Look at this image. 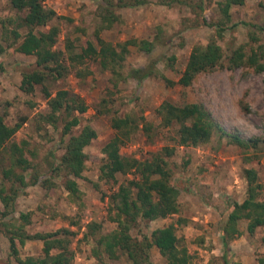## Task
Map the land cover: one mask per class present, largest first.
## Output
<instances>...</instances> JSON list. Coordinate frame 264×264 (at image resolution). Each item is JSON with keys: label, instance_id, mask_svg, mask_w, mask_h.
Wrapping results in <instances>:
<instances>
[{"label": "rangeland", "instance_id": "374dc122", "mask_svg": "<svg viewBox=\"0 0 264 264\" xmlns=\"http://www.w3.org/2000/svg\"><path fill=\"white\" fill-rule=\"evenodd\" d=\"M106 1L117 0H42L44 7L56 12L57 18L47 27L34 29V33L47 31L50 26L58 27L55 47L61 51L65 50L66 42L71 43L75 51L86 41L95 44L94 33L100 26L99 14ZM223 1L194 0L193 3L202 4V11L196 6H161L157 0H148V4L142 6L116 8L113 12L118 20L101 31L100 37L114 46L131 39L154 41L152 52L147 54L128 46L122 77L90 61L81 67L89 69L88 76L77 77L79 67L70 68L65 78L47 85L53 95L58 90H67L87 106L85 113L74 114L79 124L70 135L79 134L85 126L96 132V138L84 149L85 169L82 177L76 179L79 192L72 195L64 187L63 172L49 175L64 153L61 139L65 142L70 135L61 136L62 120L54 126L41 120L40 115L49 110L40 86H36L32 94L19 89L22 73L34 68L35 58L16 52L17 44L8 47L13 41V30L25 35L28 29L18 28V13L10 7L9 0H0V42L4 47L0 56V116L9 126L26 119L11 141L27 143L26 155L32 169L25 173L26 179L39 175L38 183L21 190L16 199L15 218L19 213H30V224L25 227L28 234L53 233L60 229L76 233L68 236L69 248L75 252L72 264H97L91 257L94 242L82 240V236L91 222L101 224L102 234L116 227L107 220L108 196L132 175H119L117 184L109 186L99 181L98 174L104 160L102 148L114 135L111 119L129 115L138 122L144 119L152 125V130L147 136L140 128L132 140L121 147L120 153L144 160L164 146L174 147L175 153L169 159L171 183L179 191L177 214L140 222L131 235L141 239L142 235L149 236L155 229L173 224L180 245L191 256V264H225V260L227 264H256L257 259L264 256L262 228L250 234L248 222L239 221V235L230 242L227 251L222 246L221 232L232 204H240L246 198L244 170L256 173L261 185L259 200L264 202V75L248 66L230 68L228 61L240 47L249 54L258 45H264V30L257 28L264 27V0H245L242 6H234L229 11L227 25L245 22L253 27L240 26L218 36L215 28L203 21L209 25L224 21L219 9ZM210 42H215L222 50L220 65L197 75L189 87L166 84L163 77L177 82L194 46ZM172 58L174 60H170ZM147 65L154 66L155 75L151 78L141 83L125 78L129 69ZM164 101L200 104L227 134L257 140L258 148L245 151L217 130H213L206 144L179 147L175 144L177 127H162L156 113ZM9 163L6 153L0 155V183L2 170L9 167ZM42 247L41 241H27L20 258L41 256ZM150 258L152 264H165L155 247L150 250ZM0 264H16L9 258V242L1 227ZM122 264H127L125 259Z\"/></svg>", "mask_w": 264, "mask_h": 264}, {"label": "trees", "instance_id": "16d2710c", "mask_svg": "<svg viewBox=\"0 0 264 264\" xmlns=\"http://www.w3.org/2000/svg\"><path fill=\"white\" fill-rule=\"evenodd\" d=\"M245 0H224L219 3V9L224 21L215 25L218 36L228 30L240 26H249L245 22L227 25L230 19L229 11L234 6H242ZM194 0H157L161 6H187L203 10L201 3H193ZM10 7L18 13L20 23L18 28L25 27L28 32L20 35L16 30L11 32L13 41L8 47L16 46V52L35 58L34 68L22 73L19 89L26 94H32L36 86H40L47 101L48 113L40 115L41 120L54 126L62 120L61 136L70 135L72 129L79 124V118L74 115L83 114L87 110L85 102L67 90H58L54 95L49 91V83L61 80L69 74L70 68H78L77 77L84 78L90 74L89 69H82L87 62H97L100 68L110 72L116 77H122L123 64L128 54V46H135L140 51L151 53L155 47L154 41L131 39L116 46L104 41L100 32L108 29L113 22L118 20L113 10L116 8L142 6L148 4V0H117L106 1L101 7L99 18L100 26L94 33L96 43L86 41L79 51L66 42L65 50H57L59 28L50 26L47 31L34 33V29L47 27L57 18L56 12L44 7L42 0H9ZM257 27V26H255ZM264 30V27H257ZM4 47L0 42V56ZM223 58L222 50L215 42L205 46H194L190 52L184 70L177 82H172L163 77L166 84L189 87L196 76L220 65ZM174 60V58L170 59ZM229 67H252L255 72L264 75V45H258L249 54L243 52L240 47L229 58ZM153 65L139 68H131L125 78L141 83L155 75ZM264 82V80H263ZM160 118V125L164 128L177 127L176 145L183 148H195L210 141L213 130L221 135L229 137L234 144L245 151L258 148L257 140H246L238 135L227 134L213 119L212 115L202 105L196 103L173 104L162 102L156 110ZM26 122L22 118L13 126L5 123L0 116V155L7 154L10 166L2 170L0 183V212L1 232L9 242V258L16 264H72L75 252L69 248L68 236L76 233L66 229H60L53 233H36L30 235L25 227L30 224V213H19L15 218L16 199L19 192L28 186H34L39 181V175H30L26 179L25 173L32 169L31 161L26 155L27 143L12 142L13 136ZM141 125V127H140ZM111 128L114 135L103 146L104 160L99 167L98 179L109 186L117 184L119 175L132 178L120 183L117 189L108 196L107 220L115 224V229L102 234L101 224L91 222L87 225L82 240L92 239L94 246L91 257L97 264H122L125 259L127 264H152L150 250L155 247L165 264H191V256L187 249L180 245L173 224L155 229L148 235H142L137 239L131 235V231L140 222H151L175 215L179 211V191L172 185V171L169 159L174 155L175 148L164 146L149 158L138 160L124 157L120 153L121 147L129 143L134 134L142 129L147 136L152 130V125L141 119L136 121L133 117H113ZM96 138V132L90 126H85L79 134L70 135L63 142L64 153L56 166L50 170V176L63 172L65 174L64 187L72 195L79 192L76 179L82 177L85 169L87 155L84 149ZM188 163V162H187ZM187 163H184L187 165ZM184 165V166H185ZM19 170L16 172L15 170ZM247 180L246 198L242 203H233L232 209L224 223L222 232V246L224 251L229 248L230 242L239 235L237 224L239 221H247V231L253 234L257 228H262L264 243V202L259 200L261 185L256 179L253 170H244ZM75 224V223H72ZM38 240L43 244L42 255L38 257H26L20 255L27 241ZM55 252V253H53ZM225 264L227 261L225 260ZM256 264H264V256L257 259Z\"/></svg>", "mask_w": 264, "mask_h": 264}]
</instances>
